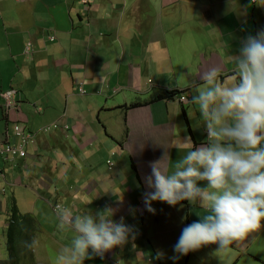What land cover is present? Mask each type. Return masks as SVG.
Wrapping results in <instances>:
<instances>
[{"label": "crops", "instance_id": "obj_1", "mask_svg": "<svg viewBox=\"0 0 264 264\" xmlns=\"http://www.w3.org/2000/svg\"><path fill=\"white\" fill-rule=\"evenodd\" d=\"M261 29L264 0H0V93L15 88L19 107L6 112L0 96V141L11 139L16 122L36 133L26 158L0 163V260L7 257L8 208L15 203L19 210L17 187L32 198L31 213L41 229L43 204L56 216L53 229L60 226L55 204L74 215L106 210L114 221L123 217L134 227V239L102 259L85 260L92 264H121V256L139 264V255L150 250L144 240H170L175 229L181 232L207 214L186 200L174 207L153 201L155 214L148 212L143 196L151 189L144 177L158 160L163 170H172L191 147L178 150L181 138L190 137L195 146L207 143L198 108L190 103L196 85L211 68L220 70L223 83H231L233 57L242 41ZM167 90L185 92L189 101L173 97L120 108ZM53 121L60 128L42 130ZM7 186L13 188L11 196ZM262 228L230 246L240 255L215 257L206 252L217 249L213 244L197 250L194 261L264 264L257 248L264 239H254Z\"/></svg>", "mask_w": 264, "mask_h": 264}, {"label": "clouds", "instance_id": "obj_2", "mask_svg": "<svg viewBox=\"0 0 264 264\" xmlns=\"http://www.w3.org/2000/svg\"><path fill=\"white\" fill-rule=\"evenodd\" d=\"M233 63L231 83H223L220 70L211 68L201 75L202 84L196 85L190 100L200 113L207 143L195 146L190 137L181 138L178 150L181 145L191 147L172 170H163L158 160L144 177L151 189L143 196L148 212L155 214L153 201L174 207L186 200L206 210L200 220L181 230L173 246L174 259L213 244L227 251L264 227V29L242 41ZM105 211L94 216L56 209L60 227L76 234L58 252L57 264L102 259L135 238L133 226L126 225L123 217L114 221L112 212L106 215ZM39 243L33 238L26 246L37 248Z\"/></svg>", "mask_w": 264, "mask_h": 264}, {"label": "rangeland", "instance_id": "obj_3", "mask_svg": "<svg viewBox=\"0 0 264 264\" xmlns=\"http://www.w3.org/2000/svg\"><path fill=\"white\" fill-rule=\"evenodd\" d=\"M213 1H221V0H213ZM234 1V0H233ZM217 9L220 11L221 8L220 6H217ZM1 100V99H0ZM1 104V103H0ZM1 107V106H0ZM2 116V111L0 108V122H3V120L1 119ZM2 125H0V129H2ZM29 130V129H28ZM0 163L3 164L4 161L2 159H0ZM3 183L2 179L0 180V187L1 184ZM4 188V187H3ZM8 190L6 195L7 196H11V191L13 190V188L7 186ZM16 190V196H17V200H18V204H19V211L22 213L25 212H29L31 213V210H33L34 206L32 205V198H26L28 195L24 194L21 192V190H23V188L21 187H17L15 188ZM44 193H38V199L40 200H44L43 195ZM2 196V195H1ZM3 197V196H2ZM37 204H40V202H38ZM31 206V208H30ZM60 206H62V204H60ZM46 206L43 204V206L39 208L38 214L39 216H41V218L44 219L43 221V226L42 229L40 228L39 232L37 233L36 236L40 235V238L38 237L37 239L39 240V247L37 248H32L29 249L26 244H22L19 246V250H20V257H21V264H57V254L58 252L68 246L71 243L72 238L69 237V235L65 234V232H68V234L73 235L74 236V231L70 228H61L60 226H58L56 229H53L54 227V222H57V219H55L54 217H56L55 215L53 216L49 210L48 207L45 208ZM53 208V207H52ZM67 208V207H65ZM47 209V211L45 212V210ZM51 211V210H50ZM54 211V209H53ZM52 212V211H51ZM53 213V212H52ZM56 213V212H54ZM33 214V213H31ZM177 219V218H176ZM60 223V220L58 221ZM153 230L149 229L148 232V236L150 237L152 235ZM181 232L179 231V228L176 230H174L173 234L169 235L170 240L167 237H163L162 235V239L158 240V241H154L156 239H152L150 238L149 240L152 242L150 243H146L145 240L143 241V245L146 247H149V249H145L143 256H141V254L139 255V264H157V261H161L162 264H186V255L184 256H179L178 259H174V257L177 255L174 250H173V246L177 243L178 238L180 236ZM254 239H264V227L262 228V231H260L256 237ZM1 245V244H0ZM4 245V249H3V253H5L6 255L8 254L7 250H6V246H5V242L3 243ZM2 245V246H3ZM154 250H153V248ZM157 248H160V252L158 251ZM258 251H261L262 254H264V245H257ZM0 249L2 250V247H0ZM152 250V251H151ZM210 250V252L212 253V255H215V257L217 256H230V257H235L237 255H240V251L237 249H233V248H229V250L227 251H222V250H218V249H207L206 252H208ZM248 251H253L254 249H247ZM164 252V257L162 256ZM196 251L191 252V256L189 258V264H197V261H194V254ZM261 254V253H259ZM261 254V255H262ZM263 256V255H262ZM7 258V257H6ZM122 261L121 264H136V260L130 258L128 260V262L126 261V259L123 258V256H121ZM83 264H92L89 263L88 261H84Z\"/></svg>", "mask_w": 264, "mask_h": 264}, {"label": "trees", "instance_id": "obj_4", "mask_svg": "<svg viewBox=\"0 0 264 264\" xmlns=\"http://www.w3.org/2000/svg\"><path fill=\"white\" fill-rule=\"evenodd\" d=\"M181 92L182 91L178 90L155 91L146 99H136L128 105L124 104L120 106V108L125 111L130 107L147 102L161 99H171L174 94H179ZM119 143L121 144V141H119ZM6 221L7 229L5 246L8 254L6 259L0 260V264H21L19 246L24 243L26 244L35 238L40 230L39 224L33 214L29 212H20L15 203H11L9 206Z\"/></svg>", "mask_w": 264, "mask_h": 264}, {"label": "built area", "instance_id": "obj_5", "mask_svg": "<svg viewBox=\"0 0 264 264\" xmlns=\"http://www.w3.org/2000/svg\"><path fill=\"white\" fill-rule=\"evenodd\" d=\"M83 3H86L87 0H81ZM50 40H53L54 37L50 36ZM29 49V44L26 47V50ZM79 92L84 93V89L82 87H79ZM17 90L13 87L8 88L0 93V96L3 99V107L6 112L11 110H17L18 107V100H17ZM178 101L181 103H185L189 101V95L185 92H181L179 94H174V96ZM60 128L59 121H53L52 123L44 126L42 130L48 131L50 129H57ZM62 128L68 129L69 125L64 124ZM36 133L28 130L23 126L21 123L16 122L12 125L11 129V139H6L4 141H0V159H2L4 162H14L17 159H24L27 156V147L29 144H31L35 139ZM107 163L111 166L112 162L111 160H108ZM1 170H0V176H1ZM4 189L0 188V192H3ZM60 206V204H55L53 206L54 211Z\"/></svg>", "mask_w": 264, "mask_h": 264}]
</instances>
